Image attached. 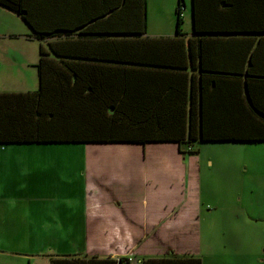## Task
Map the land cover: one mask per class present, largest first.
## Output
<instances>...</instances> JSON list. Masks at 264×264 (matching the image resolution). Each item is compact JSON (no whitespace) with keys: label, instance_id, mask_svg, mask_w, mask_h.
<instances>
[{"label":"trees","instance_id":"obj_1","mask_svg":"<svg viewBox=\"0 0 264 264\" xmlns=\"http://www.w3.org/2000/svg\"><path fill=\"white\" fill-rule=\"evenodd\" d=\"M188 1L178 0L175 10L178 36L184 34ZM55 3V7H64L66 2ZM86 4L80 2L81 7ZM0 5L27 22L33 29L30 39H51L49 50H41L37 65L39 88L27 93L0 91V145L176 143L180 153L187 157L199 155V145L206 143L264 142V107L255 103L251 106L259 126L248 127L232 120L231 104L210 92L212 81L205 76L202 85L193 82L188 88V74L183 72L187 67L185 44L180 43L183 39L147 35L148 0L110 3L114 16L108 10L106 18L95 21L105 22V32L88 13L77 9L78 3L71 8L72 18L61 19L59 14L57 18L52 13L50 1L0 0ZM191 5L195 34H202L204 43L199 52L202 55L221 41L226 42L222 40L224 34L243 33L237 31L242 26L248 30L264 29V14L241 16L238 7L244 5L243 1L232 5L227 0H192ZM57 21L64 27L68 23L71 28L52 29ZM144 35L147 36L142 38ZM115 41L143 45L145 59L120 58ZM152 41L161 42L165 51L168 49L167 60L157 59L162 57L163 48L151 46ZM173 41L179 43L172 44ZM225 68L220 65L219 72H225ZM203 70L212 72L214 68L203 65ZM51 264L129 262L123 258L115 261L84 255L56 258ZM141 264L202 263L197 258H172L147 259Z\"/></svg>","mask_w":264,"mask_h":264},{"label":"rangeland","instance_id":"obj_2","mask_svg":"<svg viewBox=\"0 0 264 264\" xmlns=\"http://www.w3.org/2000/svg\"><path fill=\"white\" fill-rule=\"evenodd\" d=\"M190 1L184 11L183 25L189 31L193 25ZM177 4L178 0H148V36L175 33ZM9 68L6 63L1 72L5 78L2 91L13 90L21 82L7 71ZM26 85L33 87L34 82ZM198 148V156L184 160L177 145L161 144L34 143L3 145L0 154L14 153L23 157L20 165L42 169L41 172L31 169L16 172L15 181L20 186L25 183L42 186L43 197H48L42 202L43 206L47 205L44 209L48 223L36 227L33 233L24 229L22 233L29 237L27 243L36 240L44 248L48 247V251L50 246L57 249L61 244L58 238L72 235L71 238L75 234L73 223L58 224V202L80 208L88 193L95 195L105 188H118L128 182L137 184L140 193H147L151 187L155 192L170 188V195L172 190L174 206L165 212L162 220L165 225L156 223L154 229L148 228L144 233L139 225L140 254L195 253L203 264H264V143H206ZM165 160L171 169L163 168ZM124 163H131L137 170L133 177L132 168L123 166ZM184 164L189 171L187 176ZM26 172L32 174L26 175ZM170 176L172 181L168 180ZM175 178L178 182L173 181ZM168 181H171L169 185ZM101 197L100 194L98 199ZM198 204L200 209L196 210ZM69 212L60 216V222L72 217ZM140 216L143 218V214Z\"/></svg>","mask_w":264,"mask_h":264},{"label":"crops","instance_id":"obj_3","mask_svg":"<svg viewBox=\"0 0 264 264\" xmlns=\"http://www.w3.org/2000/svg\"><path fill=\"white\" fill-rule=\"evenodd\" d=\"M39 1H50L52 3V13L56 14L57 18L59 14V19L67 16L72 18L71 8L73 7L74 9L78 3L79 7L77 5V9L81 13H88L95 22L97 19L106 18L107 14L105 12L108 10H110L109 14L114 16L110 3H118L125 0H63V2H66L64 7L62 4L55 7V2H58V0ZM227 1L232 5L237 1H243L244 5L238 7L243 17H256L264 14V0ZM80 2H87V4L81 7ZM104 23L100 20L97 23L103 32L106 31ZM66 24L67 26L64 27L62 26L63 23L57 21V24L52 29H70L69 24ZM184 28L182 36L176 35L175 31L174 34L167 36L149 37L183 39L180 43L185 44L187 67H185L183 72L188 74V88L190 89L193 86V82L197 86L202 85L203 76H205V79L212 81L210 83L212 84V86L210 85V92L214 91L217 98H226L231 104L232 111L229 114L232 116L233 121L238 120L240 123L247 124V126L248 124L259 126L255 112L251 111V106L255 103L260 107H264V33H262L264 29L252 27L248 30L242 26V30L237 31L243 33L224 34V39L222 40H227L226 42L222 43L221 41L215 45L214 49L207 50L208 53L205 52V55H202L201 53L199 54L200 50L204 49L202 34H195L194 25H192L190 31ZM32 34L33 29L18 13L0 5V90L2 81L5 80L1 72L5 68L6 63L10 67L7 71L12 72V76H17L21 81L17 83L13 90H1L2 93H27L36 91L39 88L37 65L42 56L41 50H49L48 42L51 39L45 41L30 39L29 36ZM147 35L142 36V38ZM109 37L119 38L121 36L109 35ZM175 42L179 43L178 41L171 43ZM138 44L135 41L114 42V45L119 50L120 58L141 57L145 59L144 47ZM150 45L163 48L162 57L157 59L162 61L168 59V49L165 51L163 43L152 41ZM153 54L154 52H152ZM147 59L149 58L147 57ZM207 60H209V63L206 64ZM203 65L214 68V70L212 72H204ZM220 65L226 67L225 72L222 70V72H219ZM149 68L154 69L150 66ZM162 69L168 70L166 67ZM31 82H34L33 87L26 85V83ZM159 144L166 145V147L177 145V150L180 153L179 146L176 143H152L147 145ZM15 145L23 144H12L11 146ZM181 155L184 160L186 157L183 154ZM22 158V156L14 153L0 154V264H51L53 259L56 258L84 255L88 257L95 256L100 259H113L115 261L123 258L129 264H141L142 261L147 259L161 260L172 258H197L203 264L202 259L197 257L195 253L180 255L175 253L167 255L150 254L144 256L138 252V242L141 241L139 225L142 226L143 233L147 232L148 228L154 229L156 223L161 222L162 225H165L162 222L165 218V212H169L174 204L171 203L172 190L170 195V188L167 189L165 187L166 191L155 192V189L151 187L147 193H140L137 184H129L128 182L129 185L126 183L125 186L118 188L108 187L95 195L88 193L86 197L84 196L85 200L80 208L69 203H67L68 206L64 202H58V224L73 223L72 225L75 227L73 230L75 232L74 236L77 235V238L74 236L70 238L72 235L58 238L61 241L60 246L57 249L54 246H50L51 249L49 251L47 250L48 247L44 248L36 240H31L27 243L29 237L22 233L24 229L27 231L31 230L33 233L37 230L36 227H42V225L48 223V213L44 209L47 205L44 203L43 206L42 204L43 200L48 197H43L42 186H33L27 183H25V186H20L19 182L15 181L16 172L19 170L42 171L41 168L37 169L38 167L34 165H20ZM40 160L42 161L41 158ZM117 165L118 163L114 166L115 172ZM123 166L132 168V177L137 172V170L133 169L131 163H124ZM163 166L164 169H171V165L166 160L163 162ZM183 169H185V175L187 176L189 171L185 164ZM27 173L32 174L26 172V175ZM131 176L128 174L127 179L131 178ZM122 178L123 175L120 174V179ZM168 180L172 181V177L170 176ZM171 181L167 182L168 185ZM173 181L178 182L176 178ZM195 190H197V185ZM173 192L176 193V191ZM100 194L102 195L101 200L98 199ZM142 195H146V197ZM195 209H200L199 204ZM68 211H70L69 213L72 217L60 222V216ZM79 211H82V214ZM141 214H143V218H141ZM159 217L161 218L159 219ZM26 225H29V227Z\"/></svg>","mask_w":264,"mask_h":264}]
</instances>
